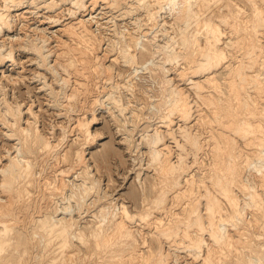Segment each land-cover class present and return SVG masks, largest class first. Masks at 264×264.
Wrapping results in <instances>:
<instances>
[{"label": "bare ground", "instance_id": "6f19581e", "mask_svg": "<svg viewBox=\"0 0 264 264\" xmlns=\"http://www.w3.org/2000/svg\"><path fill=\"white\" fill-rule=\"evenodd\" d=\"M24 1L37 6L38 0L2 1L0 37L6 31L8 34L14 26L8 11ZM66 1L74 8H67L70 21L57 28L60 35L53 38L55 46L47 45L48 38L44 36L47 33L32 37L28 33L26 40L21 36L22 41L15 45L33 52L36 63L47 71L49 69V72H55L52 67L49 68V57L53 56V67L57 66L62 71L59 79L54 78L59 89L45 84L44 79L41 81L55 105L60 99L66 103L62 104L63 107L71 109L82 103V110L77 112L73 126L69 129L63 126L61 137L50 141L38 128V117L32 107L29 105L23 111L22 103L17 98L9 101L6 88L3 91L0 87L3 91L0 93V106L3 105L0 122L8 129L5 136L15 141L11 144L14 154L6 151L7 161L0 167V264H26L23 256H28L30 245L37 244L34 242L36 239H40L43 246L55 242L58 251L50 256L49 264L57 260L59 264H77L93 255L101 259L100 264H181L180 252L186 253L185 264H264V0L38 2L51 10L57 8L59 2ZM123 4V10L110 18V30L115 36L107 38L106 49L99 55L103 38L97 37L92 29V18L98 16H93V12L99 5L119 12ZM139 10L141 15H145L143 23V19L134 14ZM86 15L90 18L86 19ZM129 15L134 16L132 23L135 30L129 31L126 26L119 29L116 17ZM45 18L48 19L45 23H59V18ZM95 22L98 21L95 19ZM142 24L149 26L150 32L141 29ZM9 44L6 46L4 39L0 41V65L5 61L10 65L17 63L15 48ZM110 52H114L113 57L111 63L106 64ZM118 59L129 67L126 75L129 78L122 84L115 78V82L112 81L115 73L112 61ZM188 69H192L191 76H186ZM139 73H148L147 76L157 85V94H147L149 99L156 96L148 105L153 108L152 115L161 122L140 133L141 140L134 145L138 147L144 140L148 165L157 175L158 188L150 205L141 212L131 213L123 203L117 207L103 203L102 199L108 194L101 189L98 178L90 175L83 147L75 150V158L69 167L57 170V175H61L57 183L48 178L49 174H43L44 169L36 174V162L29 156L40 151L51 152L56 157L63 139L74 129L85 142L96 140L90 126L97 121L96 111L103 105L109 106V112L113 113L116 109L119 113L114 115V120L126 131L123 139L131 148L135 143L131 135L139 124L131 128L125 125L131 120L124 113L127 105L119 93L121 88L129 90L133 87ZM41 75L37 73L38 78H45ZM175 77L188 81L189 87H180L174 82ZM91 81L97 88L95 93L91 92ZM190 90L203 105L194 101ZM204 105L208 109L205 113L200 107ZM131 109V117H134ZM24 112L29 113V117L22 121ZM175 119L181 122L176 128L173 127L177 123ZM22 122L25 124L22 125ZM206 123L213 125L206 131V136L202 134L205 139L202 141L200 132L196 134L194 127ZM168 140H172L169 142L174 143L179 153L173 155ZM186 146L194 152L193 163L200 162L201 177L196 178L189 171L193 163L186 161L187 158L182 155ZM202 149L205 155H211L210 162L200 161L196 156ZM63 153L62 156L66 157ZM77 167L80 169L77 170L80 172L77 175L79 183L65 180ZM183 177L184 184L181 182ZM46 184L50 185L46 188L49 190L38 195L34 205L36 214L29 215L25 221L20 219V215L32 206L27 200L31 195L27 187H44ZM169 192L175 193L173 197L176 199L175 204L167 208ZM58 200L61 202L54 205V201L58 203ZM40 201L45 203L44 206ZM176 205L180 206L179 211L172 210ZM91 206H95L92 212L97 222L87 232L78 226L75 213L81 217V213ZM154 211L165 212L166 220L153 215ZM136 217L154 228L150 232L157 242L154 249L149 247L145 233L142 236L141 231L139 233L133 228ZM137 233L141 235V242ZM76 240L88 249L87 253L79 254ZM141 247H148L147 252L144 253ZM42 255L46 253L40 257Z\"/></svg>", "mask_w": 264, "mask_h": 264}, {"label": "rangeland", "instance_id": "374dc122", "mask_svg": "<svg viewBox=\"0 0 264 264\" xmlns=\"http://www.w3.org/2000/svg\"><path fill=\"white\" fill-rule=\"evenodd\" d=\"M2 1L3 0H0V8L3 6ZM35 1H37V0H35ZM38 1L36 2L37 6L35 3L31 4V3L24 1L23 2L24 5L22 3L19 7L18 6L15 8L11 7V9L8 11V13H10L9 15L12 16L11 17L13 19L12 25L14 24V26H12V29L9 31L8 34H7V31L5 30L6 32L0 37V41H1V39H4V43L6 44V46H8L9 43H10L9 45L13 44V46L15 48L14 58L16 57L15 60L17 63H16V65H10V62L5 61L3 64L0 65V87L2 88L3 91H5V90L7 91V92L5 91V93H6V97L9 101L13 102V100L15 101L17 98V101H20V103H22L23 111H25L29 105L32 107V109L35 111V113L37 114V117H38L37 118L38 128L40 129L41 133L44 136L46 135V137H49V140L53 142V141L57 140L56 138L59 139V136L61 137L63 126H64V128L66 127L67 129H69V127L73 126L72 123H73L74 118H76V116L78 115L77 112L78 111L80 112L82 110V108L80 107V106H82V103H79L78 105H80V106L75 107L76 109L75 108L71 109V108H69V106L63 107L62 104L63 103L66 104V103H65L64 99L63 100L60 99V102L62 101V103L58 102L57 103L58 105H55V103H53V101H51L52 100L51 96L47 95V93H46L47 89L45 87H43V83H42V81L44 79L45 84H49L55 90L59 89L58 88L59 86L57 85L58 83L56 84L54 78L59 79V76H60V74H62V71L60 68H56L57 66L53 67V65H54L53 56L49 57V63L51 62L49 64V68L52 67L55 72H52L51 69H50L51 71L49 72V69L47 71V69H43L41 66H39L36 63L37 62L35 60L36 56L33 52H31L28 49H19V48H17V45H15V44L21 42L22 41L21 36H22V38H25L26 37L25 35H28V33H29V36H31V37H32V35L36 36L38 34L37 36H40V35H43V33H45V34L47 33L46 35H44V36H46V38H48L47 45L55 46L56 42H55V39H53V38H58V36L60 35L58 33V31H56V30H57V28L61 27V25H63L64 23L70 21L71 16H70L67 8L73 9L74 7L71 5L70 2L66 1V2H59V5L57 6V8L56 7L52 8V9L50 8L51 10H49V8L46 9L44 7V5ZM86 3L88 4L89 0H87ZM101 7H102V5H99V7L95 10V12H93V14H94V15L92 14L93 16H96V15H98V16L92 18L93 22L91 23L92 29H94V33L96 34V36L101 38V39L103 38L102 39L103 41L101 40V42H100V47H99V51H98L99 55H102L104 50L106 49V46H107L106 44H108L107 38L108 37L113 38L115 36V35L112 36L113 33L110 30V28H112V26H111L112 23L110 21V18L112 16L118 15L123 10L122 7H124V4L120 6L121 9L119 10V12L116 9H114V10L112 9L111 11H109V8H104V7L101 8ZM214 8H215V6H214ZM21 11L23 13V14H21L22 16L19 15V13ZM141 12L142 11L139 10L134 14H138L137 16H139L143 19L145 17V15L143 13L141 15ZM5 13H7V12H5ZM78 14L79 13L77 12V15ZM19 16H21V17L19 18ZM45 16H51L53 18L54 17L59 18L58 19L59 23L57 25L53 24L54 22L52 24L51 23H45L46 20L48 21V19L45 18ZM79 16L81 17V15H79ZM131 16L132 15L124 16V17L123 16L122 17L121 16L116 17V19H117L116 23L118 24V28L120 29V28H123V26H126V28L129 31L135 30V28L133 27V23H132L134 16H132V18H131ZM16 17H18V18H16ZM84 18H85V16H84ZM87 18H90V15H88V16L86 15V19ZM14 19H15V22H14ZM39 19H42L41 22H43V20H44V22L40 23ZM95 19L98 22H95ZM167 20H169V19H167ZM144 21L145 20L143 19L141 23H143ZM21 25L23 26L22 28L20 27ZM140 28L144 29V31L150 32L149 26H147V25L142 24L140 26ZM17 31H18V33H17ZM54 34H55V36H54ZM51 36H53V37L51 38ZM4 37H6V38H4ZM159 37L161 39L162 36L159 35ZM26 38H25V40H26ZM11 40H13L14 42L12 43ZM112 53H114V52L109 53L111 55L109 58L106 59V64L111 63V57H113ZM237 54H239V52H237ZM116 61H112L114 71H115L112 81L113 82L118 81L119 83L122 84V83L126 82L125 80H127V78H129V77H126V75L129 72V67L127 66V64L122 63L123 62L122 59H120V60L118 59ZM166 66L169 67L170 65H166ZM191 70L192 69H188L186 76H191V74H190ZM220 70H222V69H220ZM38 72L42 73L41 76H43L45 78H41V79L38 78L37 77ZM116 72L120 73V74H117ZM124 74H125V76H124ZM147 74L148 73H139V75L137 77H135V79H134V82H133L134 86L133 87L131 86V88L129 90H126L125 88H121L120 91L122 93L121 92L119 93L121 95L122 101L124 102L125 105H127V109L124 111V113L126 116H129L130 120H131L125 125H128L129 128H131V126H134V124L135 125L139 124L137 130H134L132 135H131L133 137L132 141L135 142L131 148L127 145L126 141L123 139L125 137L124 133H126V131L122 130L123 127L118 126L117 122H115V120H114V115L119 114V113L116 112V109H113L115 111L113 113H111L107 110L109 106L103 105L102 108H98L96 111L97 121L93 122L90 126V130H92V132L95 133V135H96V140L93 142L87 143V142H85V139L83 137H80V135L78 134V130L74 129L73 131L70 132L71 134L70 133L67 134L65 139H63V142L61 143V145L58 149V153H56V155H57L56 157L55 156L53 157L51 152H49V153L45 152L46 153L45 154L44 152H40V151H38L37 153L31 154L29 156V158L31 157V159L33 161L35 160L34 162H36V163H34V170L36 171V174L38 175L39 172H43V169H44L45 171L43 172V174H45V173H46V175L49 174L50 177L48 175V178L51 180L54 179L53 181H55V183H57L58 178H60L61 175H57L56 172H58L60 169H66L67 167H69L75 158L74 157L75 156L74 155L75 150H78V148L83 147V148H85L84 155L86 158V162L89 166V170L91 171L90 175L95 177V178H98V180L100 181L101 189L105 190L108 194L106 196V198L102 199L103 203H105L106 205H110V206L112 205L115 207H117V205L119 203H123L124 205H126V207L129 209V211L131 213L141 212L143 210V208L150 205L151 201L153 200V198L156 194L157 188H158L156 185L157 175L155 174V172H154L155 170H153V167L151 165H148L149 156H148L146 145H144L145 144L144 140H142L141 143L138 144V147L134 146V145H137V143H138L137 141L140 142V140H141L140 133H142L145 129L151 130L152 128H154V126H157L161 123L159 118H156L155 116L152 115V109L153 108L150 109L149 105H148L149 101L156 98V96H155V97H152L151 99H149L150 97H148V95L151 93L157 94V92H156L157 85L154 84V82L151 80V78L149 76H147ZM55 75H56V77H53ZM119 75H121V76H119ZM171 75L173 76V73ZM141 77H143V79H141ZM9 78H10V80H9ZM114 78L116 79L115 81H114ZM177 78L175 77L173 80L180 87H187L189 85V84H187L188 81L180 80V79L177 80ZM99 79L101 80V78H99ZM200 79H203V78L200 77ZM11 80L13 82H11ZM92 82L93 81L89 82L90 87L93 85ZM224 84H226V83H224ZM106 85H107V87H109L110 84L108 83ZM149 85H151V86H149ZM185 85H187V86H185ZM98 86H99V84H98ZM91 88H92L91 92L95 93L97 88L94 85ZM147 88H149V89L151 88L150 89L151 91ZM2 90L0 91V93L3 92ZM190 91H191L190 92L191 97H193L194 101H197V102H199L200 105H203L200 103V101H198L199 100V99H197L198 97L196 98L197 100L195 99L194 91L193 90H190ZM0 96H2V95L0 94ZM2 106L3 105L1 104L0 108ZM59 107H60V110L58 109ZM200 107L202 108L201 112H203V113H205L206 110H208V109H206V106L205 107L200 106ZM200 107H198V108H200ZM77 108H78V110H77ZM130 109L133 110L135 113L134 114L135 116L134 117L132 116L133 118L131 117L132 112L130 111ZM61 110L62 111L64 110L66 112L63 111L64 112L63 113ZM74 111H76V112H74ZM153 112H154V110H153ZM66 113H67V115H66ZM28 117H29V113L24 112L22 115V119H23L22 121H24L25 118L27 119ZM134 118L135 119L137 118V119L135 120ZM174 121L177 122L176 124L174 123L175 125L173 126L174 128H176L177 125H179L181 122L177 121V119H175ZM22 123H23L22 125L25 124V122H22ZM207 124H208L209 128H207L208 126H205ZM202 125H200V126L196 125V127H194L195 128L194 131L196 134L198 132H200V134L199 133L198 134L200 136H202V138H203L204 137L203 135H205V136L207 135L206 131L208 129L212 128L213 123H206V124H202ZM160 129L163 130L162 127H160ZM204 129H205V131H203ZM7 131H8L7 127H5L1 121L0 122V167L4 166V164L7 161L6 160V155H7L6 151H10L12 154H14L13 147L11 146V144L13 145V143L15 141L7 138V136H5L4 133ZM50 137H52V138H50ZM204 140L205 139L203 138L202 141H204ZM169 141H172V140H168L167 142L170 146L172 145L171 148H172L173 155H176V153L177 152L179 153L180 150H177L178 148H176L174 146V143L169 142ZM185 148H186V152L182 151L183 153H185V154L182 153V155L187 158L186 161L193 163V159H194L193 153L194 152L192 151V149L189 146H186ZM205 148L206 147H204V149ZM204 149H202V151L199 150L200 153L197 152L196 156L199 157L200 161L207 163V162H210L211 155H208V153H207V155H205L203 153ZM206 150L208 151L207 148H206ZM187 151H188V153H187ZM62 153L63 154L66 153L65 154L66 157L62 156ZM186 153H187V156H186ZM47 163H48V165H47ZM193 164L190 167L189 171L192 174L194 173L193 175L196 178L201 177L202 174L200 172V169L198 168L200 164L199 165L196 164L197 166L195 164L194 165ZM77 170H80V169L78 167L75 168L73 170V172L69 173V176L67 178H65V180H69V181L73 180V182L75 181L74 183H79L80 178H79V176L77 177V175L80 172ZM73 174H75V176ZM73 177H74V179H73ZM0 181H1V176H0ZM184 181H185L184 177L181 178L182 184L185 183ZM49 186L50 185L46 184L44 187L43 186L42 187H39V186L38 187H34V186L27 187V189L30 191V194H31L27 200L32 203V206L29 207L30 208L29 211L25 212L27 214L24 213V214H21L22 216L20 215V219H23L25 221L29 218V215L35 213L34 205L37 204L36 199H39L38 195H41V193L44 192L45 190H49V189H46ZM173 194L175 195V193H173ZM173 194H172V192L168 193V198L166 200L167 208L171 207L172 203L175 204L174 201L176 198L173 197L174 196ZM25 197H26V195H25ZM89 201L90 200H88V202ZM40 202L43 203V201H40ZM60 202H61V200H58V203H57V201H56V203L54 201V205L57 206ZM44 204L45 203H43L42 205L44 206ZM91 207L89 208L90 211L89 210L83 211V213H81V217L77 216L78 214L75 213V217H77L78 224H79L78 226L80 227V229L82 228L83 231H85V229H86L87 232H88V230L93 228L97 222V219L94 217V214H93V212L95 211L94 210L95 206H91ZM172 208L171 209L175 210V211L180 210L179 205H176L175 207H172ZM153 215H155L159 218H163L164 220H166V218H167L165 212H162V211L161 212L154 211ZM94 220H95V222H94ZM11 221H12V219H11ZM28 225H26V226H28ZM132 226L139 233L141 231L142 233H140V234L142 236L145 233L144 237L146 239H148L149 247L151 246V249L152 248L154 249L156 247L157 242L151 236L152 231H154V228L152 227V225H147V224H145V222L138 220V218L136 217V222H134L132 224ZM139 233H137V238H138L139 242H141L142 238H140L141 235H138ZM34 242L37 244H34L33 247H32V245H30L28 256L27 255L23 256V258L25 257V259H24L25 261L24 260L23 261L26 262V264H49L48 262H50V256L57 253V251H58L55 249L56 248L55 242H52L49 245H44V246L42 244V241H40V239H36ZM44 242L45 241L43 240V243ZM76 244L79 245L78 248H79V254L80 255H83V253L84 254L87 253L88 249L86 247L78 244L77 240H76ZM147 248L148 247H144V248L141 247V250L144 253H146ZM43 253L44 254L46 253V255L45 256L42 255L40 257V255ZM180 253H181V255H180ZM180 253H178V254L180 256L179 259H181L180 261H182L181 264H185L186 261L184 259L185 258L184 255L186 253L185 252H180ZM37 256H39V257H37ZM87 258H84L81 262H78L77 264H79V263L80 264H100L101 263V259H99L97 255H93L90 259H87ZM186 258H187V256H186ZM187 260L190 261V259H187ZM96 262H98V263H96ZM59 263H60V261L57 260L53 264H59Z\"/></svg>", "mask_w": 264, "mask_h": 264}]
</instances>
